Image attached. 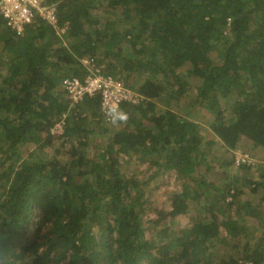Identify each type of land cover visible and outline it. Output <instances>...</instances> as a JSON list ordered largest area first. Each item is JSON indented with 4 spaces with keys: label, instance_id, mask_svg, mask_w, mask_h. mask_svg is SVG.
I'll use <instances>...</instances> for the list:
<instances>
[{
    "label": "trees",
    "instance_id": "16d2710c",
    "mask_svg": "<svg viewBox=\"0 0 264 264\" xmlns=\"http://www.w3.org/2000/svg\"><path fill=\"white\" fill-rule=\"evenodd\" d=\"M50 1L62 35L41 19L18 35L0 16V264H264V169L222 181L208 157L217 140L232 157L219 167L242 141L264 152V0ZM84 57L136 74L143 87L124 85L151 100L121 103L115 126L99 95L70 107L59 86ZM123 160L180 189L151 209Z\"/></svg>",
    "mask_w": 264,
    "mask_h": 264
},
{
    "label": "built area",
    "instance_id": "2783aa9c",
    "mask_svg": "<svg viewBox=\"0 0 264 264\" xmlns=\"http://www.w3.org/2000/svg\"><path fill=\"white\" fill-rule=\"evenodd\" d=\"M57 2L50 0H0V16L6 25L16 34L20 35L25 27L35 19L50 24L60 35L64 34L65 26L58 24ZM85 68V74L81 76H66L61 81V89L69 106H73L85 97L100 96V110L103 118L110 122L106 116L109 108L119 111L123 102L137 103L144 98L137 90L124 85L122 79L116 78L103 72V65L99 64L94 57H84L81 60ZM70 112V110H68ZM63 112L55 120L49 131L54 136L62 134L66 116L69 112ZM237 164L249 163L248 154L238 153Z\"/></svg>",
    "mask_w": 264,
    "mask_h": 264
},
{
    "label": "rangeland",
    "instance_id": "374dc122",
    "mask_svg": "<svg viewBox=\"0 0 264 264\" xmlns=\"http://www.w3.org/2000/svg\"><path fill=\"white\" fill-rule=\"evenodd\" d=\"M105 16H107V14L105 13ZM108 17H106L107 19ZM123 80L125 81H129L134 83L137 87H143V79H138L136 77V74H131L129 77H122ZM197 85H199L198 81H195L192 83L191 87L196 88L197 89ZM61 88V86H59ZM62 90V89H61ZM146 100H151L148 97H150V94L148 95V92L145 91H138ZM64 95V92H63ZM65 98V96H64ZM157 103V101H156ZM158 105H162L161 103H158ZM75 112H78V110H76ZM120 112V111H119ZM204 117V110L202 109H197L195 110V112L193 114L190 115V118L197 121V122H202V118ZM110 126H115V124H113L112 122H110ZM105 139V136L101 135L97 138V142H100L102 140ZM217 140V139H216ZM61 139H55V144L54 145H59ZM92 144V142H91ZM221 142L217 140V143L215 144V147L212 148L213 153L211 155H209L208 157H212L214 164H213V175L215 178H220L219 180L225 181V180H229V179H235L238 178L241 181L247 180L249 178H253L256 177L258 175L259 172H261L264 169V152L262 151V148L260 145H253L250 141H246V143L244 141H242L240 143V149L238 151L232 152L234 155V161H232L231 163H228V165L219 167V159L220 158L222 161L224 162H228L227 159L232 158L229 154H228V150H226L223 146H221ZM91 147V146H90ZM89 147V148H90ZM241 150H245L249 156H248V160L250 163V167L246 168V169H241L238 165H237V157H238V153L242 152ZM50 153L53 152V149L50 148L47 150ZM231 153V154H232ZM244 153V152H243ZM223 156V157H222ZM257 164L259 166H257ZM123 165L124 167L131 172V174L137 175L138 179L140 180H144L149 182L148 185V192H149V199H148V204L147 206H153V207H162V206H167L170 202L168 195L170 193L173 192H177L180 189V180L178 179L177 175L173 172H166V174L163 177H155L152 178L151 177V173L153 170V167H148L144 164H137L136 166H133V164L126 162L125 160H123ZM238 181V180H237ZM243 188L246 189L247 192H245V194L242 195V199H250L251 202L256 203L259 200V197L257 195L256 190L253 187H247V185H244ZM204 199L201 198L200 199V203H203ZM192 205V204H191ZM151 209H153L151 207ZM195 210H191L190 214H186V215H181L178 217V221L186 223L188 222L192 216H194ZM152 217H154V215L151 214ZM160 218V217H159ZM251 219V218H250ZM225 231V228L223 229ZM251 232L257 236L258 235V230L257 228H251L250 229Z\"/></svg>",
    "mask_w": 264,
    "mask_h": 264
},
{
    "label": "clouds",
    "instance_id": "9594fccd",
    "mask_svg": "<svg viewBox=\"0 0 264 264\" xmlns=\"http://www.w3.org/2000/svg\"><path fill=\"white\" fill-rule=\"evenodd\" d=\"M105 114L113 124L124 123L128 119L127 113L119 112L112 108L107 109Z\"/></svg>",
    "mask_w": 264,
    "mask_h": 264
}]
</instances>
